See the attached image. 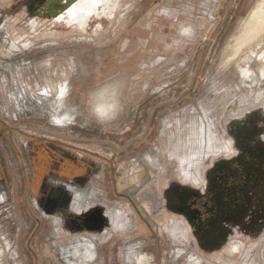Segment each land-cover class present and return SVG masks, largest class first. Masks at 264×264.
Instances as JSON below:
<instances>
[{
	"label": "rangeland",
	"instance_id": "rangeland-1",
	"mask_svg": "<svg viewBox=\"0 0 264 264\" xmlns=\"http://www.w3.org/2000/svg\"><path fill=\"white\" fill-rule=\"evenodd\" d=\"M20 1L0 0V264H73L89 241L93 259L75 264H264V31L249 37L264 0H120L87 32L58 0ZM33 136L88 166L53 180L70 199L52 210L32 189L23 199L15 151L30 172ZM239 159L256 168L239 186L244 220L204 240L168 193L209 191Z\"/></svg>",
	"mask_w": 264,
	"mask_h": 264
},
{
	"label": "flooded vegetation",
	"instance_id": "flooded-vegetation-1",
	"mask_svg": "<svg viewBox=\"0 0 264 264\" xmlns=\"http://www.w3.org/2000/svg\"><path fill=\"white\" fill-rule=\"evenodd\" d=\"M58 1L62 3L61 6H66L67 8V23H77L79 25L78 28L86 32V25H89L88 21L93 15L96 17L107 15L112 9L116 10L120 2V0ZM20 5L28 7L30 2L29 0H21ZM46 6H50L53 13L57 12L60 8L55 3L52 6ZM27 127L29 126L22 125L7 129L6 136L12 146L14 145V133L17 130L24 132ZM34 130L40 131L37 127ZM45 131L51 133L49 130ZM29 144L27 158L31 165L30 172L24 167L26 164L24 157L18 150L15 151L18 164L22 166L20 177L24 182V188L22 190L24 192L23 199L26 206L28 203L27 194L29 189L33 190L34 196L38 197L39 204L44 208L52 210L53 208L55 209L65 205L70 199L68 192L59 194L60 189L54 181L62 179L68 181L83 180L88 174L87 164H79L77 158L73 157L71 153L62 150L55 143L43 142L39 136H33ZM65 168L69 171L71 169L75 174L71 178L65 177L66 175L60 173L63 169L66 170ZM254 169H256L254 165L253 168L249 169L248 163L243 159L236 160V162L230 164H224L223 168H220V171L224 172L217 173L216 177L210 179L209 191L200 192L196 189L178 185L168 193V206L172 210L180 213L186 222L193 226L198 236H202L204 240L215 243L217 240V232L221 229L223 223L228 221L243 222L247 211L241 208V202L238 200L240 193L239 186L242 187L241 190L244 189L245 180L253 175ZM240 178H242V182H238ZM47 179L51 181L49 186L45 183ZM3 182L8 190L5 166L0 163L1 188H3ZM171 195L176 196L177 202L171 198ZM241 200L243 201V199ZM75 224H73L75 230H82L84 228L83 225L80 226L79 224L76 227ZM253 227L258 230L263 229L264 219L258 221ZM236 250L237 246L235 245L230 248L229 252L233 253Z\"/></svg>",
	"mask_w": 264,
	"mask_h": 264
},
{
	"label": "bare ground",
	"instance_id": "bare-ground-1",
	"mask_svg": "<svg viewBox=\"0 0 264 264\" xmlns=\"http://www.w3.org/2000/svg\"><path fill=\"white\" fill-rule=\"evenodd\" d=\"M254 20H255V28H253L249 32L250 39L255 38L258 33H262L264 31V13L258 15V17L256 16ZM110 215H113V213L111 212ZM114 218L116 219L118 217L116 215H114ZM75 249H76V251L70 252L72 254V256H74L73 260L70 258H67V261H69L70 263H73V264H75L76 262L81 261L83 259L91 260V259H93L94 255L96 254V251H95L96 249L94 248V245L91 241H89L87 243H80L75 247ZM132 252L133 251L130 252L128 259H130V260L132 259V262H133V253ZM148 262H149L148 259L144 255L137 257L136 263H138V264H148Z\"/></svg>",
	"mask_w": 264,
	"mask_h": 264
},
{
	"label": "crops",
	"instance_id": "crops-1",
	"mask_svg": "<svg viewBox=\"0 0 264 264\" xmlns=\"http://www.w3.org/2000/svg\"><path fill=\"white\" fill-rule=\"evenodd\" d=\"M34 199L37 200V202H38V197L34 196ZM38 203H39V202H38ZM38 205L40 206V204H38ZM89 216H94V217L96 218L95 213L93 214L92 212L90 213ZM89 216H88L86 219H81V218L79 217L78 219L71 220V223H72L71 226H73V223H74V224H75V223H78V224H75L76 227H78L79 224H80V226L83 225V226H84L83 229H85V228H86V227H85V221H86L87 219H89ZM79 221H80V222H79ZM95 227H96V226H95ZM73 228H74V227H73ZM76 230H77V229H76Z\"/></svg>",
	"mask_w": 264,
	"mask_h": 264
}]
</instances>
